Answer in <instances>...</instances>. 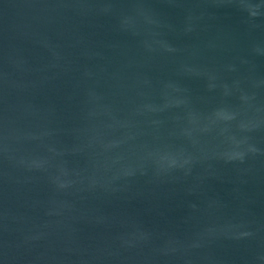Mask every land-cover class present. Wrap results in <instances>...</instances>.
I'll return each mask as SVG.
<instances>
[{"label":"water","instance_id":"water-1","mask_svg":"<svg viewBox=\"0 0 264 264\" xmlns=\"http://www.w3.org/2000/svg\"><path fill=\"white\" fill-rule=\"evenodd\" d=\"M0 264H264V0H0Z\"/></svg>","mask_w":264,"mask_h":264}]
</instances>
